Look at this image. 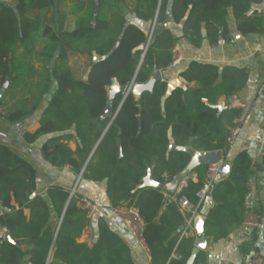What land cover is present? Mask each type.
<instances>
[{
  "label": "trees",
  "instance_id": "trees-1",
  "mask_svg": "<svg viewBox=\"0 0 264 264\" xmlns=\"http://www.w3.org/2000/svg\"><path fill=\"white\" fill-rule=\"evenodd\" d=\"M263 1L97 0L95 9L99 13L79 27L71 21L66 23V18L54 11L57 0H15L13 4L0 1V90L7 78L10 82L15 78L14 53L18 46L31 51L28 45L38 33L51 42L45 54L48 72L39 98L20 102L18 108L4 113L1 107L6 90L0 99V119L21 122L48 100L40 127L33 133L27 132L24 138L33 143L44 134L74 129V134L58 136L45 145L44 157L57 167L70 165L77 173L102 138L83 175L94 180L107 179L114 205L134 203L138 207L146 223L144 238L152 264H188L196 235L184 234L186 216L179 204L160 189L141 185L152 166L154 177L160 182L166 181L163 173L171 179L187 173L191 156L186 151L171 150L172 144L204 152L228 147L239 110L219 112L211 105H216L222 96L231 98L246 88L250 70L199 60L184 66L181 63L177 66L179 75L188 84L167 94V80H158L152 91H144L140 96L130 92L124 98L118 93L114 110L119 106L120 109L113 121L105 115L108 89L114 83L127 87L143 84L156 69H169L173 49L181 40L201 47L205 41L216 46L221 39L230 38L231 13L242 34L263 35L264 16L248 15L254 5ZM50 11L54 13L46 18ZM170 21L182 24L180 36L172 33ZM120 38L121 43L112 55L94 61V54L102 58ZM59 47L61 52L51 67ZM74 55L90 60L84 79L70 63ZM74 137L78 139L75 151L68 144ZM208 169L207 164L196 166L193 171L197 179L189 178L180 194L199 211L204 201L198 192L208 182ZM253 171L252 159L244 151L232 161L229 178L213 184L209 195L214 206L205 224L207 237L218 241L245 222ZM36 188L34 165L0 142V205L7 209L0 222L13 239L3 242L0 264H42L51 251L56 262L65 264H136L130 247L105 218L98 221L99 238L94 247L77 242L76 233L90 222L80 197H71L70 190L56 185L49 190L48 203L40 195L32 196ZM52 207L59 218L63 216L58 230L51 222ZM26 208L31 210L30 218L24 213ZM25 243L33 244L29 260L22 248ZM203 255L200 252L193 264H203Z\"/></svg>",
  "mask_w": 264,
  "mask_h": 264
},
{
  "label": "crops",
  "instance_id": "crops-1",
  "mask_svg": "<svg viewBox=\"0 0 264 264\" xmlns=\"http://www.w3.org/2000/svg\"><path fill=\"white\" fill-rule=\"evenodd\" d=\"M0 1L6 4H13L15 0ZM64 2L70 7L65 5L66 7L63 8V0H57L54 11H57V13L59 10L63 11H60L58 14L66 18V23L71 21L74 27H79L81 24L87 23V21H84V17L87 16L90 11L89 8H94V16L99 13V10L95 9L97 0H65ZM50 12L46 15V18L52 16L53 13L49 16ZM106 14L109 17L108 12H106ZM248 15L251 18L264 16V1L254 5ZM133 20L143 24L142 21L135 19V17H133ZM228 22L231 37L226 40L221 39L216 46H212L208 41H205L201 47H195L189 41L181 40L177 47L180 49L183 56L182 64L180 63L181 66L187 65L193 60H199L202 62L215 63L220 66H225L227 64L245 66L250 70V79L246 88L231 98H226L225 96L220 97L217 104L225 106L222 111L226 109L239 110V115L234 119V126L231 127V130L235 127H239L240 131L235 141L229 144L226 149L222 150L223 160L232 165L234 158L244 151L251 157L254 171L249 182L250 191L246 200L248 210L246 216L251 213L259 214L262 226L259 229H252L243 222L241 225L232 229L227 237L223 239L215 241L212 237H207V247L205 250L201 251L204 254L202 258L203 264H245L246 260L252 256H259L264 260V134L260 125L264 116V34H242L237 28V21L233 13L230 14ZM168 26L175 36H180L182 34V24H174L170 21ZM160 71L162 73V80H167L168 83L173 79L179 78L180 85L188 84L187 81L179 75L180 70L177 67H170L166 71ZM13 75H15V71ZM80 77L83 79L86 78V72ZM190 85L194 84L192 83ZM231 101H235L233 102L234 105H231ZM48 103V100L42 102L34 114L21 122L9 123L0 119L2 129L11 139L10 146L12 149L30 161L37 170V188L32 196L40 195L46 198L47 202L50 203L49 190L51 187L56 185L62 186L70 190L71 195L72 189L79 180L74 195L80 197V204L82 205L81 198L88 197L100 206L101 212L92 218L87 216L90 222L85 228L76 233L77 242L86 244L89 248L94 247L99 238L98 221L100 218H105L112 229L130 247L133 260L136 264H152V256L148 248L139 244L137 240L128 233L121 220L107 216L106 213H108V210L114 204L108 190L107 179L94 180L83 175L89 160L93 157L102 138L93 148L88 161L80 173L75 172L70 165L57 167L44 157L45 145L50 144L52 140L58 136L74 134V129L44 134L38 137L33 143H29L25 140L24 135L27 132L33 133L40 127V120ZM20 104V102H17L12 107V110L18 108ZM65 142L67 143V141ZM68 144L70 148L75 151L78 146V139L74 137ZM192 162L193 158L191 157L188 171L183 175H190L191 178L196 180L197 174L193 171L196 166L192 169L190 168ZM207 165L209 166V164ZM165 174L167 173H163L162 175L166 180L163 182L164 184L170 182L174 178L166 179L164 176ZM154 179L156 180L155 177ZM141 187L143 188V184ZM160 190L167 198L172 200L171 195L173 192H169L165 189ZM13 203L15 202L13 201ZM4 211H7V209H4ZM4 211L1 212L3 213ZM24 213L30 218L31 210L29 208H26ZM62 218L63 216L61 218L58 217L56 211L52 207L51 222L56 224L57 230ZM195 235L197 238L196 232ZM22 248L27 252L25 259L29 260L33 244L25 243ZM48 260H50V264H65L56 262L52 251L49 253L46 261Z\"/></svg>",
  "mask_w": 264,
  "mask_h": 264
},
{
  "label": "water",
  "instance_id": "water-1",
  "mask_svg": "<svg viewBox=\"0 0 264 264\" xmlns=\"http://www.w3.org/2000/svg\"><path fill=\"white\" fill-rule=\"evenodd\" d=\"M152 33H153V29L150 33L149 36V41L152 37ZM121 43V38L117 40L116 45L112 48V50L104 55L102 58H100L97 54H94V61L98 62L100 59H107L110 55H112L115 50L119 47ZM61 52V48H57V50L55 51L53 58L51 59V67H53L56 63L57 58L59 57V54ZM158 80H162V73L160 70L156 69L154 74L151 76L150 80L146 83L143 84H134L133 88H132V93L135 94L136 96H140L144 91L153 90V87L155 85V83ZM180 79L176 78L171 80L168 83V89H167V94H171L172 91L180 86ZM9 85V79L7 78L0 90V99L2 98V96L4 95L7 87ZM109 99L105 108V115L108 117L112 118V121L115 119L120 106L118 107L117 110H114V103H115V98L116 95L118 93H122L124 95V98L127 96L128 91H129V87L127 86H121L117 83L112 84L109 89ZM122 104V103H121ZM120 104V105H121ZM211 107L213 108H217L219 111H222L224 109V105H211ZM140 125H141V120L139 121ZM0 142L7 144L10 146L11 144V139L9 137V135L2 129V126L0 124ZM119 146H120V153H122V147H121V142L119 140ZM171 150H181V151H186L192 158H193V162L190 166V168L192 169L194 166H198L201 164H211V163H218L220 162V168H219V172L215 178L216 182H222L225 181L229 178L230 176V172L232 169V165L225 162L223 160V151L222 150H212V151H205V152H196L194 150V148L192 147H184V146H177L175 144H172L170 146ZM153 171H154V167H151L148 169V173L147 176L144 178V183H143V188L144 187H155V188H159V189H165L169 192H175L178 185L180 184L181 180L183 179L184 175L183 174H178L176 175L170 182L168 183H163V182H159L156 181L154 179L153 176ZM214 206V200L213 197L211 195H208L203 203V207L200 211V213L195 217L194 219V229L195 232L197 234V238H196V243L195 246L191 252V255L188 259V264H193L195 259L197 258V256L199 255V253L202 250H205L207 247V236L205 234V224H206V220L207 217L211 211V209ZM5 208L0 206V211H4ZM13 239L11 237V235L9 233L6 234L5 236V241L7 242H11Z\"/></svg>",
  "mask_w": 264,
  "mask_h": 264
},
{
  "label": "built area",
  "instance_id": "built-area-1",
  "mask_svg": "<svg viewBox=\"0 0 264 264\" xmlns=\"http://www.w3.org/2000/svg\"><path fill=\"white\" fill-rule=\"evenodd\" d=\"M182 60H183V56H182L180 49L178 47H175L173 49V61L170 67L176 68L177 66L180 65ZM133 86H134V83H132L129 86L128 94L132 92ZM231 102H232L231 105H234L233 102L235 101H231ZM260 125L263 131V134H264V116H263V119ZM239 131H240L239 127H235L231 130L230 136L228 137L229 144H232L235 141V139L237 138L239 134ZM220 164H221L220 162L209 164L208 182L198 192V196L201 198L202 201H205L206 197L209 195L211 191L213 184L216 183L215 178L219 172ZM164 176L166 177V179L170 178L168 174H165ZM189 178H191L190 175H186L183 177L176 191L171 195V198L179 204L183 214L186 216V227H185L184 234L193 235L195 234L194 219L200 213V211L197 209H194L192 204H190L185 198L180 197L182 190L188 185ZM78 182L79 180L76 182L74 188L72 189L71 196L75 194ZM81 202L89 218H92L101 212L100 206L97 203H95L93 200H91L90 198L83 197L81 198ZM1 214L2 212L0 211V216ZM106 214L108 217H113V218H117L121 220L125 229L128 231V233L134 239H136L139 244L143 245L145 248H148L145 238H144V230H145L146 223L143 217L141 216V213L138 207L134 203H125L119 206L113 204L112 207L108 210V213ZM244 223L245 225H247L248 227L252 229H259L262 226L260 216L257 213L249 214L246 217V220ZM7 233H8L7 228L3 226L0 222V250H1V246L3 242L5 241V236ZM42 264H50V260ZM245 264H264V260L259 256H252L246 260Z\"/></svg>",
  "mask_w": 264,
  "mask_h": 264
},
{
  "label": "rangeland",
  "instance_id": "rangeland-1",
  "mask_svg": "<svg viewBox=\"0 0 264 264\" xmlns=\"http://www.w3.org/2000/svg\"><path fill=\"white\" fill-rule=\"evenodd\" d=\"M63 0L62 7H70ZM66 5V6H65ZM97 9V8H96ZM87 16L84 17V21H89L94 13V8H89ZM59 10L58 13H60ZM63 12V11H61ZM54 13L50 12V15ZM38 33L34 36L33 41L30 42L28 48L31 51L26 52L27 49L24 46H18L14 53L15 63V78L9 80V85L6 96L3 99V106L1 107L4 113H8L12 110L13 106L17 102L36 101L39 98L40 90L47 76V64L48 60L45 54L50 47V41L42 38ZM70 63L76 71L78 76H82L89 66L90 60L84 56L74 55L70 59Z\"/></svg>",
  "mask_w": 264,
  "mask_h": 264
}]
</instances>
